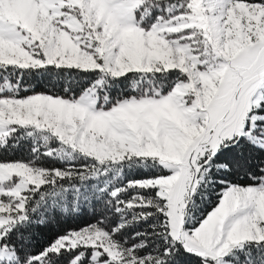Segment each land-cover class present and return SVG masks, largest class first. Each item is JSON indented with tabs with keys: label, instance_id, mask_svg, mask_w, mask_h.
Returning a JSON list of instances; mask_svg holds the SVG:
<instances>
[{
	"label": "snow or ice",
	"instance_id": "6c2138e0",
	"mask_svg": "<svg viewBox=\"0 0 264 264\" xmlns=\"http://www.w3.org/2000/svg\"><path fill=\"white\" fill-rule=\"evenodd\" d=\"M0 264H264V0H0Z\"/></svg>",
	"mask_w": 264,
	"mask_h": 264
}]
</instances>
